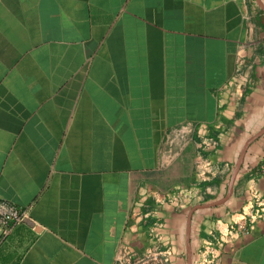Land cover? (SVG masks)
Segmentation results:
<instances>
[{
    "label": "crops",
    "instance_id": "crops-1",
    "mask_svg": "<svg viewBox=\"0 0 264 264\" xmlns=\"http://www.w3.org/2000/svg\"><path fill=\"white\" fill-rule=\"evenodd\" d=\"M262 130L264 0H0V197L30 217L0 264H116L153 224L172 264L208 243L221 264H264V214L222 242L216 225L264 198ZM200 156L212 193L168 204Z\"/></svg>",
    "mask_w": 264,
    "mask_h": 264
},
{
    "label": "built area",
    "instance_id": "built-area-1",
    "mask_svg": "<svg viewBox=\"0 0 264 264\" xmlns=\"http://www.w3.org/2000/svg\"><path fill=\"white\" fill-rule=\"evenodd\" d=\"M242 64L241 58H238L236 68L238 74L241 72ZM234 82H239L237 76L233 77L230 83ZM194 127L193 123L187 122L178 129V132L181 136H184L186 133L193 131ZM202 142L207 146H215L218 139L205 137ZM216 172L217 170L212 161L200 156L195 161V183L178 186L163 195L161 194L160 197L176 208H183L189 204L202 201L208 194L212 193V189L208 185L202 187L200 183L211 179ZM255 173L264 177V157L259 162ZM250 192L252 199L248 201L250 203V206H247L249 211L242 209L240 213H236L238 218H232L231 221L216 220L220 242L225 241L231 235L248 232L255 220L264 214V198L261 193L256 188H252ZM253 208L254 210H252ZM131 215L136 219L141 217L140 214H135L134 211L131 212ZM29 218L27 208L19 207L15 203L0 197V245L17 225L25 223ZM158 226L153 224L149 227V243L143 248H137L131 242L122 239L116 255V264H172L175 254L174 249L171 246L162 245L161 237L157 232ZM211 247V243L206 245L205 255L197 264H221V262L215 260L213 250L209 249Z\"/></svg>",
    "mask_w": 264,
    "mask_h": 264
},
{
    "label": "water",
    "instance_id": "water-1",
    "mask_svg": "<svg viewBox=\"0 0 264 264\" xmlns=\"http://www.w3.org/2000/svg\"><path fill=\"white\" fill-rule=\"evenodd\" d=\"M263 131H264V130L260 131L256 136L260 135ZM256 136H254L253 139H254ZM246 146H247V145H246ZM246 146L244 147V149H243L242 152H241V156H240V159H239L238 164H237V169H238V167L240 166V164H241V162H242L243 154H244V150H245ZM235 172H236V170H235ZM189 220H190V216H189ZM189 264H192V260H190V259H189Z\"/></svg>",
    "mask_w": 264,
    "mask_h": 264
}]
</instances>
